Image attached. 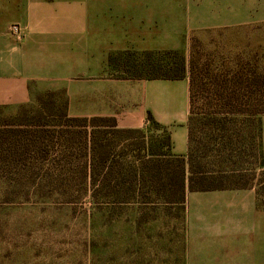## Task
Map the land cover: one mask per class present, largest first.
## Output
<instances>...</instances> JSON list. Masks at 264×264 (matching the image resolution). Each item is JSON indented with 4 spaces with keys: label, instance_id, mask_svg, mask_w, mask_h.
<instances>
[{
    "label": "trees",
    "instance_id": "1",
    "mask_svg": "<svg viewBox=\"0 0 264 264\" xmlns=\"http://www.w3.org/2000/svg\"><path fill=\"white\" fill-rule=\"evenodd\" d=\"M109 63L120 79H189L188 151L172 153L166 131L120 129L114 118L68 115L64 91L46 92L0 122V182L33 183L39 199L78 189L101 211L184 207L188 193L256 186L264 204V61L207 50L122 52ZM2 108H0V111ZM149 129H160L151 113ZM70 197V196H69Z\"/></svg>",
    "mask_w": 264,
    "mask_h": 264
},
{
    "label": "crops",
    "instance_id": "2",
    "mask_svg": "<svg viewBox=\"0 0 264 264\" xmlns=\"http://www.w3.org/2000/svg\"><path fill=\"white\" fill-rule=\"evenodd\" d=\"M199 5L195 3L197 19L191 28L184 27L182 0H0V108L64 91L71 117L114 118L120 129L147 130L151 113L160 126L156 132L169 134L172 153L185 156L188 77L120 79L109 57L181 51L189 48L190 32L264 23V0H210L202 15ZM14 25L20 36L12 34ZM257 189L188 193L190 254L199 246L191 235L194 223L210 220V213L219 215V210L234 249L253 253L264 241V204L258 206Z\"/></svg>",
    "mask_w": 264,
    "mask_h": 264
},
{
    "label": "rangeland",
    "instance_id": "3",
    "mask_svg": "<svg viewBox=\"0 0 264 264\" xmlns=\"http://www.w3.org/2000/svg\"><path fill=\"white\" fill-rule=\"evenodd\" d=\"M198 1L202 15L210 0H182L184 27H194ZM192 36L209 51L257 54L264 61V23L190 32L189 50L179 51L186 58ZM19 111L2 108L0 122ZM146 132L157 134L151 128ZM32 186L30 180L22 187L0 182V264H264V241L250 254L234 249L221 210L194 223L191 235L199 246L190 254L187 202L177 207L158 201L143 210L128 206L109 213L82 198L78 189L39 199Z\"/></svg>",
    "mask_w": 264,
    "mask_h": 264
},
{
    "label": "built area",
    "instance_id": "4",
    "mask_svg": "<svg viewBox=\"0 0 264 264\" xmlns=\"http://www.w3.org/2000/svg\"><path fill=\"white\" fill-rule=\"evenodd\" d=\"M11 32H12V34H14L16 36H20V34H21V30H20L19 26H17V25H14L11 27Z\"/></svg>",
    "mask_w": 264,
    "mask_h": 264
}]
</instances>
